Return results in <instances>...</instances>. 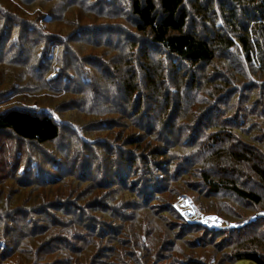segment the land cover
Wrapping results in <instances>:
<instances>
[{
    "label": "trees",
    "instance_id": "16d2710c",
    "mask_svg": "<svg viewBox=\"0 0 264 264\" xmlns=\"http://www.w3.org/2000/svg\"><path fill=\"white\" fill-rule=\"evenodd\" d=\"M213 63L206 83L186 80ZM252 109L264 112V0H0V181L21 197L0 194V264H264ZM184 196L238 227L187 223ZM173 220L203 237L178 246Z\"/></svg>",
    "mask_w": 264,
    "mask_h": 264
},
{
    "label": "rangeland",
    "instance_id": "374dc122",
    "mask_svg": "<svg viewBox=\"0 0 264 264\" xmlns=\"http://www.w3.org/2000/svg\"><path fill=\"white\" fill-rule=\"evenodd\" d=\"M12 3V2H11ZM33 8L30 10V11H32V12H30V13H32L33 15H34V13H35V4H33V3H29ZM42 23V26H43V28L45 29V30H49L50 29V26L47 24V23H45V21H42L41 22ZM197 30H198V33L200 34V35H202V36H206V35H208V36H211V33H212V31H213V25H207V27H205L204 26V24H201L200 26H198L197 27ZM238 48H239V46H238V44L236 45ZM232 50V49H231ZM131 51H133V50H131ZM134 52V51H133ZM132 52V53H133ZM237 53H238V55H242L243 56V54L241 53V52H239V51H236ZM229 54H230V61H234V59H232L231 60V58L235 55V53L234 52H229ZM157 56H158V58H159V60L164 56V54H157ZM226 58H228V57H226ZM215 67H216V63H213V64H209V65H206V66H204V67H201V68H199V67H195L194 69H192V70H189V68L186 70V73L188 74L187 76H186V80L187 81H189V79L191 78V77H194V80H195V82H204V83H206V77H211V76H213L214 74H213V72L215 71L214 69H215ZM135 75H141V72H140V69L138 68V69H136V72H135ZM120 76H122L121 74H118V76H117V78H120ZM142 77H143V73H142V75H141ZM200 87H204V89H206L208 86L207 85H205V84H201V85H199ZM256 94H258V92L257 91H255L254 92V94H250V98H248L247 99V103H250V104H252V102H253V100H254V98L256 97ZM161 96V95H160ZM160 96H159V106L163 103V105H164V100H163V98H161L160 99ZM135 99V97H132L131 99H130V101H129V103L130 104H132V105H134L135 104V101L136 100H134ZM162 100V101H161ZM147 107H145L146 109H145V111L147 112L148 111V107H150L151 106V104L150 103H148L147 105H146ZM5 107H6V105L2 108V109H5ZM249 108H251V105H249L248 106ZM254 109H255V107H254ZM254 109H252V110H250V111H248V113H249V118H248V120H247V122H246V125H251L252 124V126L249 128V131H252L256 126H260V124L262 125V127H264V112L262 113V115H259V116H256V115H253L254 114ZM259 109V106L257 107V110ZM151 115H153L154 116V114H151ZM70 115H68V114H64V113H61V117H62V119L64 120V121H69L70 120V117H69ZM193 117V116H192ZM191 117V118H192ZM199 117H198V121H199ZM191 122H193V120H195L194 118H192V119H189ZM204 130L206 131V132H209V128H207V127H205L204 128ZM259 132H261V130H259V131H255L253 134H255V135H258V134H260ZM64 133V132H63ZM62 133V135H63V137H65V136H68V133H64L63 134ZM192 133H194V131H192ZM65 135V136H64ZM57 145V144H56ZM56 145H54V146H50V147H48L47 149L49 150V148H51V150H49V153H52L54 156H57L58 154L56 153V148H55V146ZM31 146V145H30ZM26 146V149L24 150L26 153H27V151H28V153L29 152H32V149H35V150H37L36 152H34V153H32V155H34L36 158H37V156L38 157H44V155L43 154H45V152H44V149H40L39 151H38V148L37 147H34V146ZM30 147V149H28ZM38 152H40V153H38ZM25 153V154H26ZM37 153H38V155H37ZM28 155V154H27ZM51 155V154H50ZM68 156V155H67ZM62 157H65V156H62ZM41 159H43V158H41ZM25 165V164H24ZM23 165V166H24ZM27 168V167H26ZM22 170H23V168H21L20 169V173H19V175H18V178H20L19 180H22L26 175H20L21 173H22ZM198 170H196V172H197ZM15 173H16V171L15 170H13V171H11L10 172V174L8 175V179H10V180H12V181H16L15 179H14V177L16 176L15 175ZM8 174V173H7ZM27 174V173H26ZM189 179V178H188ZM188 179H184V181H186V180H188ZM7 180V179H6ZM7 182H8V185H4V183H2L1 181H0V194H3V193H5V195L7 196V195H9V198H11V199H13L14 198V200H16V198H18V200H20L21 199V197L19 196V195H17L16 194V191L14 190V189H12V186H11V182L10 181H8L7 180ZM10 189H9V188ZM54 189H56V187L55 188H50V189H48V191H52L53 192V190ZM139 189H140V187H139ZM139 191V190H138ZM139 193V192H138ZM143 193V191L140 193V194H142ZM222 202H224V201H222ZM221 202V203H222ZM153 204H155L154 202L152 203V205ZM213 205V208L214 209H216V210H221L220 209V207H219V205H220V203L219 204H217V202L216 203H214V204H212ZM202 208H204V207H202ZM152 209H154V207H152ZM158 211H156L155 212V214H159L160 213V211L162 210V209H160V208H156ZM175 209L182 215V217L184 218V220L187 222V223H192V224H194V223H200V222H204V223H207V224H209L212 228L210 229V231H213V230H220V229H225V228H230V229H232V228H237L238 226L237 225H235L234 223H232L231 221H227V220H225V219H222V218H219V216L218 215H216V213H208V211H201L200 210V207H198L197 205H195L194 204V202L189 198V197H187V196H184V197H180L177 201H176V204H175ZM205 209V208H204ZM260 216V214L258 213V214H256V215H254L253 216V218H252V220L256 217H259ZM261 215L263 216L264 215V213L262 214L261 213ZM255 218V219H256ZM20 220H24V217L23 218H21L20 217ZM5 221H6V219H5ZM224 221L225 222H229V223H226V225L224 224ZM170 223H172V224H174L173 226H172V228H171V231H172V234L174 235V237H175V239H176V237H179L181 240L180 241H176V244L178 245V246H182V247H188L187 246V244H188V241H186V240H191V241H197V240H199V239H201L202 237H203V235L201 234V233H199V232H197V230H183V229H179L178 227L180 226L179 225V223H177V222H175L174 220L173 221H171ZM11 227H17V229H18V233L19 232H22V230H23V228H24V225H22V223H20V224H14V223H12L11 224ZM177 230L176 231V233H173V231L174 230ZM12 238V237H11ZM219 240V239H218ZM222 240H229L230 241V237H226L225 236V238L223 237L222 238ZM204 247H206V248H208L205 244L203 245ZM185 249H187V248H185ZM168 256H170V252L168 251V255H167V257ZM192 259H193V257H192ZM192 259H189V260H187L186 258H184V259H181L182 261H180V262H182V264H197V262H201V264H205V261H206V258H201L200 260H198V261H195V262H192L191 260ZM179 261V260H178Z\"/></svg>",
    "mask_w": 264,
    "mask_h": 264
},
{
    "label": "water",
    "instance_id": "95a60500",
    "mask_svg": "<svg viewBox=\"0 0 264 264\" xmlns=\"http://www.w3.org/2000/svg\"><path fill=\"white\" fill-rule=\"evenodd\" d=\"M259 216V215H258ZM256 218V217H255ZM255 218L253 220H255ZM197 223V222H196ZM201 225H203L204 227L208 228V229H211L212 227L207 224V223H204V222H200Z\"/></svg>",
    "mask_w": 264,
    "mask_h": 264
}]
</instances>
